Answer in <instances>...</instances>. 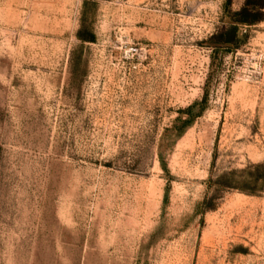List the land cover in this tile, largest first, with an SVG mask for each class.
<instances>
[{
  "label": "rangeland",
  "instance_id": "obj_1",
  "mask_svg": "<svg viewBox=\"0 0 264 264\" xmlns=\"http://www.w3.org/2000/svg\"><path fill=\"white\" fill-rule=\"evenodd\" d=\"M245 1L0 0V264H264Z\"/></svg>",
  "mask_w": 264,
  "mask_h": 264
},
{
  "label": "trees",
  "instance_id": "obj_2",
  "mask_svg": "<svg viewBox=\"0 0 264 264\" xmlns=\"http://www.w3.org/2000/svg\"><path fill=\"white\" fill-rule=\"evenodd\" d=\"M260 0H246L244 6L237 12H235L233 14V18H235V25L231 26L229 28V31L231 32L232 36H236L237 31H238V25H243V26H251L256 24L259 20L260 17L257 15V10L259 9V2ZM77 38L81 41V42H93L94 41V35L91 32H87L84 33L83 28L81 27L79 29V31L77 32ZM220 44V43H219ZM222 45H228L230 44V41H224L221 43ZM215 51H221L223 50L225 47L224 46H219V47H214ZM229 51L228 48H226V51ZM205 98H203L201 100L200 103L198 104H202L204 102ZM193 106L189 107L186 111L185 114H187L188 116L191 115V109ZM189 121H184L183 123H181V127H185L186 125H188ZM257 170H261L264 173V162L262 164H259L256 166ZM261 177L259 176H250L248 178L247 183L248 184H256ZM240 191L249 194V195H256L259 193V191H261L260 189H257L256 187H243L241 189H239ZM206 204V206H208L209 201H205L204 202Z\"/></svg>",
  "mask_w": 264,
  "mask_h": 264
}]
</instances>
